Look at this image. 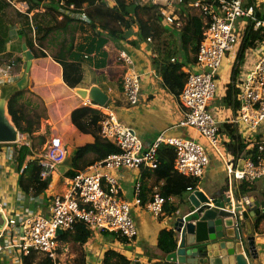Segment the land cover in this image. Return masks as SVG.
I'll use <instances>...</instances> for the list:
<instances>
[{
    "label": "crops",
    "instance_id": "obj_1",
    "mask_svg": "<svg viewBox=\"0 0 264 264\" xmlns=\"http://www.w3.org/2000/svg\"><path fill=\"white\" fill-rule=\"evenodd\" d=\"M12 1L14 2V0ZM105 1L107 3L111 2V0ZM263 1L264 0H256L257 5ZM11 5L17 8L21 15L28 16L32 39L36 46L37 44L34 40L35 27L31 17L32 14L37 13V11L27 12L28 5L25 1H19L18 4L14 2V4ZM69 6H67L68 8L62 9L59 6L58 10L59 12L70 14L73 18L79 19L80 22L74 21L68 27L67 31L51 33L46 38L44 49L42 50L46 53V56L33 57L32 55V58H29L27 52H31V50L27 47L25 35L23 33V35L21 34L23 22L19 21L17 23L18 27L15 25L16 27L12 28L10 23L6 20L9 25V37L0 43V68L5 67L6 70L3 75L0 76V85L23 83V77L26 74L27 81L25 87L21 90L24 91L30 83V85H32V91L34 87L37 89H44L46 96L45 104L48 110L45 112V117L43 119L45 124H42V126L44 125L45 131L43 134H33V137L34 135L35 138L40 137L47 133L57 134L61 137L65 149L68 146L78 148L81 145L92 142V135L90 133L81 132L74 125L71 114L75 109L82 107L83 102L86 101L76 90H84L88 94L91 88L95 86L100 95H105L107 100L103 106L98 105L96 102H92V107L99 110L101 113L114 112L123 123L134 130L141 139L145 149H147L162 132L166 136L195 138L193 130L178 125L183 114V108L179 103L178 94L184 85L186 72L197 70L195 66V54L190 51L186 55L179 53L170 60L173 64L176 62L180 63L178 70L174 72L169 69L164 73L159 72L157 63H155V60L159 58L155 49L157 46L151 41L140 38L137 28L132 26L124 31V38L119 42L120 48L118 53L114 51V47L111 43L104 46L105 52H108V59L106 62L99 55L89 54L87 57L85 55L84 61L81 64L82 79L76 87L70 88L62 79L61 65L54 61L52 55L57 51L59 43L63 42L65 39L69 40L73 37L74 44H83L92 36V30L84 24L85 20H82L78 16L79 14L72 12L73 8H69ZM246 24V19H242L237 23L240 42L232 46L225 53L216 76V95L210 103V110L218 123L219 147L225 157L229 160L233 159L234 161L237 158L251 155L253 152L250 151H253L252 149L255 147L256 143L264 139V122L259 125L255 131H246L241 127L234 126L236 131L231 135L228 134V131H226L224 127L225 124H230L229 118L235 113V110L239 106L238 88L234 78L236 70L240 68H250L257 57L264 53L263 40L257 41L253 47L244 50L242 55L239 54V47ZM180 45L179 34H177V36L173 38L172 48L179 50ZM161 47L162 45H160V48ZM47 49L49 51H47ZM53 49H55L54 52L52 51L53 53H50ZM120 51H125L130 56L134 71L140 76V91L138 94V102L135 105L127 103L122 91V78L129 67L119 56ZM13 58L21 64V66H19V71L15 72L14 70L17 65L15 61H13ZM18 58H20V61ZM23 58L24 63L22 62ZM10 63L14 65L8 69ZM20 74L21 76L17 78ZM32 79H34V81ZM229 86H233L237 92L233 102H228L224 99L226 92L229 90ZM25 100V98L21 99V101ZM214 101L216 102L215 105H213ZM234 105L237 107H234ZM29 106L31 105L29 104ZM29 109L31 108L27 107V110ZM238 135L243 140L242 143H244L245 146L241 153L234 154L230 147L238 140ZM233 136H235V139L232 138ZM70 141L71 143H69ZM205 146L204 148H206L209 163L202 177L198 178V183L194 190L201 189L209 196L218 197L221 196L224 190H226L228 194L230 190H235L238 191L239 194L247 193L253 195L258 200L264 201V176L251 183L245 181H228L226 166L223 160L220 159V156L211 147L207 148ZM233 147L238 148L237 145ZM92 159H94V156L88 154L83 157L79 165L85 166ZM111 173L117 180L118 192L116 196L120 200L129 202L131 205L130 215L137 226L138 233L134 239L127 240L118 233H115L114 236H104L98 231H95L93 237L84 245V249L87 253L86 263L100 264L102 254L107 248H114L120 251L129 258L132 264H153L156 261L165 262L163 253L167 252L162 251L158 247L159 235L164 229L171 230L169 226L170 217L180 206L184 205L188 193L193 190L187 191L180 196H169L164 200L162 213L158 217H155L147 210L146 205L151 200L153 194H160L165 184V179L159 178L154 173V168H144L140 170L117 168L112 170ZM15 174L16 177L10 176L11 179H7L4 174H1L4 178L0 176V196L7 203L12 214H26L30 212L28 208L31 204L28 202L16 204V202H14L16 198H14L7 189L8 183H10V185L16 183L17 173L15 172ZM55 174L58 175L60 180L58 183L61 185V188L58 191L47 193L44 203V214L46 213L50 196L66 192V185L62 179L63 177L68 178V176H66V174L62 175L60 172ZM243 186L249 188L244 189ZM136 197L139 198V204L135 202ZM40 200L41 196L39 197V201ZM246 228H251L254 231L257 241L264 242V217L258 225L252 223L251 226L247 227L242 225L244 233ZM170 243L173 244L172 242ZM64 250L67 258L71 257L72 259L74 257L70 251L68 252V247L65 245L62 247V252ZM22 255L23 254L14 249L4 250L0 254V264H20V257ZM71 264H73V262Z\"/></svg>",
    "mask_w": 264,
    "mask_h": 264
},
{
    "label": "built area",
    "instance_id": "obj_2",
    "mask_svg": "<svg viewBox=\"0 0 264 264\" xmlns=\"http://www.w3.org/2000/svg\"><path fill=\"white\" fill-rule=\"evenodd\" d=\"M6 1L14 4L12 0ZM143 1L162 5L164 22L172 24L175 19V4L181 0ZM214 1V8L200 0L192 3L205 16L207 24L196 52L197 70L186 72L184 85L178 94L183 108L178 125L193 130L195 138L166 136L162 132L145 149L134 130L114 112L102 113L99 134L112 142L118 151L90 164L72 177H63L66 192L50 196L45 214H12L0 196V254L9 249L17 250L23 255L34 251L51 258L53 264H66L59 257L64 245L57 240L56 232L72 228L77 221L85 223L94 231L114 232L127 240L134 239L138 229L130 215L131 205L116 196L118 185L111 171L117 168H155V150L162 143L174 148L173 167L185 176L197 179L202 177L209 163L202 142L209 144L223 160L228 181L251 183L264 176V139L256 143L254 153L235 161L225 157L219 147L218 123L210 110V103L217 91L216 76L225 53L240 42L238 20L252 18L253 9L244 7L242 0ZM59 6L61 9L68 8L63 1ZM69 8L73 6L70 5ZM78 16L87 21L84 14ZM252 19L254 29L264 28V20ZM119 56L129 67L122 78V91L127 103L135 105L140 91V76L134 71L133 62L125 51H120ZM12 65L14 64L10 63L8 69ZM234 78L239 106L229 122L246 131H255L264 122V53L257 57L250 68L237 69ZM83 106L92 107V102L86 100ZM232 138L235 139V136ZM26 144L30 149V159L37 161L41 167L42 179L51 178L58 172L57 167L66 157V149L60 136L47 133L38 146ZM135 202L139 204L138 197ZM163 203L164 198L156 193L146 208L153 216L158 217L162 213Z\"/></svg>",
    "mask_w": 264,
    "mask_h": 264
},
{
    "label": "trees",
    "instance_id": "obj_3",
    "mask_svg": "<svg viewBox=\"0 0 264 264\" xmlns=\"http://www.w3.org/2000/svg\"><path fill=\"white\" fill-rule=\"evenodd\" d=\"M28 5L27 12L32 14V22L35 27L34 41L26 39L27 47L31 50L33 57L46 56L42 50L46 38L54 32L67 31L68 27L79 19L73 18L68 13L59 12V3L63 1L66 6L72 5V12L75 14H84L87 21L84 22L91 29L90 36L83 44H74V38L65 39L59 43L57 51L52 55L54 61L62 67V79L70 87H76L82 79L81 64L84 57L89 54L99 55L105 62L108 59V52H105L104 46L111 43L114 51L118 53L120 44L123 40L125 30L135 26L140 38L151 41L157 47L155 48L158 57L155 60L159 72H167L169 69L174 72L179 69L180 63H172V57L179 53L182 55L192 52L195 54L203 39V31L207 24L205 16L198 11L192 3L195 0H181L175 4L173 13L174 21L171 24L175 29L178 28L180 49L172 48L175 32L166 28L164 22L163 7L160 4L143 0H111L107 3L105 0H25ZM208 3L214 8V0H200ZM10 4L6 0H0V43L5 41L9 35V25L6 22V8ZM244 7H252V18L264 20V1L257 5L256 0H242ZM41 11V12H40ZM43 11V13H42ZM77 17V16H76ZM246 18L247 24L244 28L239 54L242 55L244 50L251 48L257 41L264 40V28L254 29L253 19ZM178 23V26L176 25ZM24 24L31 31L29 18L24 15ZM25 34L23 30L21 34ZM22 34V35H23ZM73 36V35H72ZM167 42V43H166ZM160 45L162 47L160 48ZM167 45V46H166ZM37 47V48H36ZM9 55V54H7ZM20 61V58H18ZM193 61V60H191ZM104 64V63H103ZM186 75V74H185ZM122 77V76H121ZM186 77V76H185ZM185 81V80H184ZM23 90L15 92L8 100V114L20 134L27 138H32L33 134L39 128V121L42 114L31 115L27 107L29 100L21 101ZM236 90L229 86L224 99L233 102L235 100ZM234 107H237L234 105ZM103 114L90 106H82L75 109L71 118L74 125L83 133H90L93 141L81 145L77 148L74 157L73 167L66 173V176L72 177L83 171L90 164L97 162L107 155L117 152L118 148L109 140L102 138L99 134L100 121ZM225 130L228 134H233L236 130L232 124H225ZM44 141V135L40 136L39 144ZM238 135V140L234 142L230 149L234 154L241 153L244 143ZM238 146L234 148L233 146ZM256 147L252 150L255 151ZM250 151V152H253ZM254 153V152H253ZM92 154L94 159L90 160L85 166L79 163L83 157ZM30 149L26 143L15 144L12 151V162L14 171L17 173L16 185L21 191L32 199H37L48 189L50 178L42 179L40 177L41 167L37 161L30 159ZM239 155V154H238ZM174 148L167 144H160L155 150L156 167L154 173L162 179L165 184L162 187L160 195L165 199L172 195H183L187 191L194 190L197 186L198 179L185 176L178 173L174 167ZM245 157V156H244ZM247 189L249 187H244ZM29 209V208H28ZM264 217V215H263ZM261 216V219L263 218ZM104 236H114L115 233L98 230ZM95 231L81 221L73 224L72 228L64 230L57 236V240L70 248L75 259L73 264H87V253L84 245L93 237ZM172 242L173 244H171ZM170 244V245H169ZM158 247L165 252H171L175 248V241L172 237L171 230H162ZM61 251V249H59ZM20 264H53V260L47 256L39 255L34 251L20 257ZM100 264H132L129 258L114 248L104 250ZM153 264H169L163 261H156Z\"/></svg>",
    "mask_w": 264,
    "mask_h": 264
},
{
    "label": "water",
    "instance_id": "obj_4",
    "mask_svg": "<svg viewBox=\"0 0 264 264\" xmlns=\"http://www.w3.org/2000/svg\"><path fill=\"white\" fill-rule=\"evenodd\" d=\"M27 56L32 58L30 51ZM23 83L0 85V144H18L20 133L13 124L8 111L9 98L23 89ZM9 90V91H8ZM8 91V92H7ZM76 92L89 102L103 106L106 96L100 95L94 86L87 94ZM77 148L66 147V157L57 167L62 175L72 167ZM264 214V201L253 195L226 190L221 196H209L201 189L188 193L184 205L170 217L169 226L175 241V249L163 253L165 262L188 264H264V242L255 238L254 231L242 225H258ZM60 230L56 232L58 236Z\"/></svg>",
    "mask_w": 264,
    "mask_h": 264
},
{
    "label": "rangeland",
    "instance_id": "obj_5",
    "mask_svg": "<svg viewBox=\"0 0 264 264\" xmlns=\"http://www.w3.org/2000/svg\"><path fill=\"white\" fill-rule=\"evenodd\" d=\"M19 1H25V0H14L15 4H18ZM5 12H6L5 13L6 14L5 18L10 23L12 28H15L16 27L15 25H17V27H18L17 23L19 21L23 22L22 29H23V31L25 33L24 35H25L26 39L32 40L31 31H29L28 27L25 26V24H24V16L19 13L17 8H15L14 6H12L10 4L6 8ZM165 25H166V28L169 31L175 32L176 36H177V34H179V31L177 29H175L173 26H171V24L167 23ZM36 44H37V41H36ZM54 50L55 49L51 50L50 53H53ZM47 51H49V50L47 49ZM13 61H15L16 65H17L15 67V69H14L15 72L19 71V66H21V64L19 62H17L15 60V58H13ZM22 62L24 63V58H23ZM5 70H6L5 67L0 68V76L3 75ZM20 76H21V74L19 76H17V78L20 77ZM32 80L34 81V79H32ZM31 89H32V85H30V83H29V86H27V88L23 91L24 93H23V97L22 98H25L26 100L30 101V105L31 106H28V108H31V109H29V112L31 113V115L35 114V112L38 113V114H42V117L40 118V121H39V128L34 134H43L44 131H45L44 125L42 126L43 123L45 124V121L43 119L45 117V112H47V110H48L46 108V104H45L46 96H45V93H44V89H37L35 87L33 88V91ZM215 104H216V102L214 101L213 105H215ZM39 139H40V137H36L35 138V135H34V137H32L30 139V138H27L25 135L20 134L19 144L20 143H24V142L25 143H30L31 142L34 146H38ZM69 143H71V141ZM14 145L15 144H12V143L11 144L10 143H8V144H0V176H2L1 174H4L7 179H11L10 176L14 177V178L16 177V174L13 171L14 168H13V162H12V151H13V146ZM203 145L204 146L206 145L205 147H207V148L209 147L210 148V146L207 143H203ZM2 178H4V177L2 176ZM58 181H60L59 178H58V175L54 174L50 178V185H49L48 189L43 193V195H41V200L40 201H39V198L32 199L30 197H27L21 191V189L16 185V183L15 184L12 183L11 185H10V183H8V188L7 189L9 190L11 195L14 196V198H16V201H14V202H16V204L17 203L20 204L22 202H28V203L31 204V206H29V209H30L29 213L30 214H42L43 211H45L44 210V206H45L44 203H45V198L47 196V193L58 191L61 188L60 187L61 185L58 183ZM30 199H32V200H30ZM69 251H70V248H68V252ZM59 257L66 264H71L72 262H74V259H75V257H73L72 259H71V257L67 258L65 250L60 254Z\"/></svg>",
    "mask_w": 264,
    "mask_h": 264
},
{
    "label": "clouds",
    "instance_id": "obj_6",
    "mask_svg": "<svg viewBox=\"0 0 264 264\" xmlns=\"http://www.w3.org/2000/svg\"><path fill=\"white\" fill-rule=\"evenodd\" d=\"M19 144V143H18Z\"/></svg>",
    "mask_w": 264,
    "mask_h": 264
}]
</instances>
